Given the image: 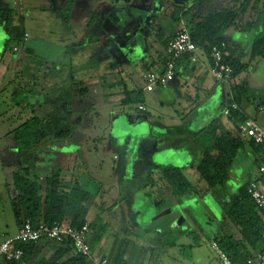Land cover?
Wrapping results in <instances>:
<instances>
[{"label": "crops", "instance_id": "0c3cea01", "mask_svg": "<svg viewBox=\"0 0 264 264\" xmlns=\"http://www.w3.org/2000/svg\"><path fill=\"white\" fill-rule=\"evenodd\" d=\"M19 1L20 8L28 4L29 8L38 10L44 23L39 26L40 36L34 35L36 30L29 33L31 26L27 24L26 27L30 28H23L22 44L16 47L22 48V54H25L26 58L29 54L25 52V48L29 49V56L35 55L32 42L39 41L56 50L55 57L50 59L45 56L41 59L46 65L41 86L58 90L62 89V85L65 86L63 94L66 95L67 107L71 110V117L66 125L72 126V132L71 140L54 142L58 144H56L57 149H52V152H41L38 156L19 152L12 130L19 125L21 119L13 118L16 119L13 122V128L6 130L0 139V141H6L0 151V169L7 175L4 204L6 207L8 205V211H12L11 200L14 196L13 173L22 166H28L32 174L33 166L54 169V165L62 163L55 159L64 161L74 156L81 146V141L89 142L98 137L96 128L99 122V110H111L108 119L111 129H115V122H120L121 127L123 126L130 136H127L129 144L132 135L146 125L147 120L141 115L146 111V107L144 103L124 105L122 100L127 92L139 95L146 93L148 97L156 99L157 109L168 108L175 113V121L169 119V122L175 126L173 128L175 134H180L178 128L181 129L182 137L166 144L165 141L163 143L159 141L156 143V152L151 157L148 154L140 156L144 166L151 168V174H156V182L153 180L150 182V189L153 188V191H149V187L145 188L143 183L138 181L140 178L134 175L130 177L135 182L134 186L127 191L125 187L121 190L120 187L113 188V195L105 196L107 189L100 187L101 197L100 194H92L85 223L89 227L88 239L93 256H106L112 264H161V260L170 255L171 260L177 262L183 247L194 245L188 240L191 237L198 238L202 233L208 236V245L210 239L218 235H230L234 240H242L239 229L226 218L224 204L229 203L230 194H238L239 189L250 180L246 181L247 176H244L242 170L238 179L232 169L229 173L227 188L234 192L225 193V198L221 201L214 198L208 185L196 171L202 154L194 150L192 138V134L206 127L211 121L218 126V133L236 137L235 126L222 115L226 105L224 97L227 83L217 82L210 76L207 55L199 49L196 52L199 61L191 64L188 57H183L178 64L174 80L166 87L156 88L152 92L144 89V73L149 69L159 70L162 67L166 48L165 40L173 37L179 30L175 19L176 10H180L178 16L182 21L181 16L190 8L192 0H72L71 21L60 19L58 13L67 0H46V4L40 5L35 2L36 0ZM225 1L203 0L198 9L207 13L213 8L221 7ZM31 13L32 10L29 9L27 14L31 16ZM261 32L259 15L254 11L245 14L237 27L225 32L224 36L229 44L225 58H238L242 64L247 65V68L232 80H239L241 75H247L249 83L259 80L264 88V58L250 56L252 44ZM2 43L0 41V46ZM19 55L11 51L0 57L1 126L6 125L5 121L10 120V116L6 114L10 107L16 108L17 103L29 101L22 86L35 83L32 80L35 77H32L31 73L25 74L24 68L12 70L13 63L18 62L17 65H19ZM29 60L31 62L32 57H29L26 62ZM187 75L189 79L185 78ZM51 93H54V90ZM256 95L260 96L259 93ZM230 97H233L232 91H230ZM140 104L144 106V110H138L137 106ZM129 108L136 112L138 118L136 121H132L129 117ZM241 108L247 117L254 118L248 107L242 104ZM88 112H93V118L92 116L87 118ZM151 131L158 136L168 134L165 126H156V130L151 127ZM245 144L249 146V142L245 141ZM250 148L253 154L247 153L246 156L249 161L256 162L257 155L254 149ZM32 158H36L35 163ZM27 159H31V162ZM74 166L61 164L60 167L68 171V174L62 173L60 179L64 185L82 186L81 178L75 175ZM167 168L181 170L193 186L192 191L176 198L163 178ZM117 190L121 192L118 193ZM2 201L0 200V208ZM112 206L129 207L134 214V221L138 222L143 229H150L155 224L156 227L153 228L156 230L152 232L156 242L148 240L130 255L115 254L108 248L109 235L104 233L103 226L99 229H91L101 215ZM14 222V224L10 222L0 226V240L17 232L19 225L16 220ZM243 244L245 249L241 252L248 255L244 259L247 264L259 252L260 247L255 249L248 243ZM57 248L58 246L50 245L47 241H40L33 246L29 262L39 264L47 261L55 255ZM144 249L147 250L142 259ZM74 255L75 253L71 250L62 260ZM217 258L205 256L203 252H196L194 262L190 261L188 264H220ZM178 261L181 262L180 259Z\"/></svg>", "mask_w": 264, "mask_h": 264}, {"label": "trees", "instance_id": "16d2710c", "mask_svg": "<svg viewBox=\"0 0 264 264\" xmlns=\"http://www.w3.org/2000/svg\"><path fill=\"white\" fill-rule=\"evenodd\" d=\"M202 1L200 0L197 5L187 9L181 16L182 19H185V28L189 32L192 42L199 49L208 56L213 46H217L221 42L227 43L225 32L239 25L240 16L243 17L249 11H254L259 15L262 32L255 38L250 56L251 58H264V0H226L221 7L213 8L207 13L197 9ZM179 11V9L176 10L175 17L178 29L181 28ZM0 26L5 31L1 47L12 51L16 46L22 44L23 30L13 25L11 12L0 13ZM171 38L165 40L166 46ZM25 52L30 55L29 49L25 48ZM225 60L234 68H232L233 74L241 73L247 68V65L242 64L238 58H225ZM22 88L26 91L29 101L17 103L15 115L12 116V118L21 119L19 125L12 130L18 151L36 154L40 143L45 142L49 137L54 139L53 143L59 140H71L72 126L66 125L71 117L66 95L60 93L51 99L42 93L35 92L30 95L27 87L22 86ZM231 91L232 99L241 108L243 97L245 93L249 94L250 90L235 86ZM138 103H142L140 95L129 92L122 100L124 105ZM246 117L244 113L240 120ZM192 138L194 150L202 154L196 171L213 195H216L215 198L221 201L227 193L226 183L234 162L238 156L244 154L245 141L237 135L232 137L229 134L218 133V126L214 121L192 134ZM249 147H252L255 154L258 155L259 150L252 143H249ZM33 168V174L28 166H22L13 173L14 196L11 200V208L16 223L20 226L24 219H29L32 225L59 223L65 228L81 227L85 223L92 193L83 185H64L60 179L62 174L60 169H50L48 173L41 175L37 172L36 167L33 166ZM163 178L176 198L186 195L193 189L191 183L179 169L167 168ZM246 188L247 184L239 189L238 194H230L229 203L224 204L225 216L239 229L242 240H234L230 235L214 237L221 250L226 252L233 264H245L244 259L248 255L241 252L245 249L244 242L257 249L260 247L261 238L264 235V220H262V216ZM47 242L50 245L58 246V248L51 259L39 264L55 262L59 264H90L88 258L79 254L62 260L72 250L69 242H66L65 246L53 241ZM34 245V243H30L20 246L24 251V262H29V255Z\"/></svg>", "mask_w": 264, "mask_h": 264}, {"label": "rangeland", "instance_id": "374dc122", "mask_svg": "<svg viewBox=\"0 0 264 264\" xmlns=\"http://www.w3.org/2000/svg\"><path fill=\"white\" fill-rule=\"evenodd\" d=\"M16 1L13 2V0H0V13H6L7 11L11 12V17L13 20V25L15 27H18L23 30V28H28L26 25H30L31 28L29 29V33L34 32L35 36H40L39 26L40 24L44 23L42 21V16L35 11L34 8H29L28 4L27 6H23L20 8V12H17L16 9ZM200 0H192L190 7H193L198 4ZM205 1V0H204ZM36 3L38 5L40 4H46V0H36ZM20 3V1H19ZM31 3V2H30ZM205 3V2H204ZM199 7H197L198 9ZM31 9L32 13L31 16H29L28 10ZM60 19L63 20H70L73 17V11H72V0H67L66 4L61 7L60 11L58 12ZM21 14V16H20ZM31 17V18H30ZM243 17H239V21ZM181 27L185 26L184 19L180 21ZM34 28V29H33ZM5 31L0 26V36L4 38ZM0 38V41L3 42V38ZM34 43L33 49L35 51V55L33 56H27L25 54H22V48L16 47L15 51L19 55V65L17 63H13L12 70H22L25 74L31 73L32 80L38 84H32L27 85V89H29V94L33 95V93H42L44 96L48 95L51 99H54L55 95H59L60 93L63 94V91L66 89L64 85H62V89L59 88L52 89V88H43L41 86L42 81V75L46 71V65L42 62V57L48 56L50 59L52 57L56 56V50L51 49L50 47L45 46V44L37 41L32 42ZM30 44V42H29ZM227 46H229L228 43H226ZM11 52L8 49H4L0 46V57L6 53ZM29 57H32V61L26 62ZM26 62V63H25ZM16 64V65H15ZM231 66V65H230ZM16 67V68H15ZM233 68V67H232ZM27 69V70H26ZM234 69V68H233ZM240 73L234 74V77L238 76ZM30 82L29 80H27ZM26 81V82H27ZM237 82V83H236ZM235 86H241L243 88L249 89L250 93L246 94L243 97V104L248 107L251 110V113L254 116L255 121L261 126L264 127V88L260 85V81H252V83H249V79L247 75H241L239 77V80H232L229 84H226V96L224 97V104L227 103V99L230 98V91ZM41 90V91H40ZM54 90V93H51V91ZM256 93H259L260 96H257ZM140 99L142 103H144L146 107V111L142 112L141 115L144 116L147 120L146 125L144 127L139 128L134 135L131 137V142L128 144L127 136L129 135L126 133L125 128L123 126L121 127L120 122H115V129H111V125L109 123V116L111 113V110H99L98 111V127L97 134L99 133L98 137L95 138V140H91L89 142H83L81 141V146L78 149L77 153L67 158L66 160L62 161L61 159L56 160L57 162H62L61 164L63 166L70 165L75 167V175H78L82 180V185L92 194L97 195L101 197L102 193H99L100 187L105 190L106 194L105 196H111L113 195L112 189L114 188H121L125 187V190L131 189L134 186V180H132L130 177H133L136 175V178H140L138 181L142 182L144 187H149V191H153L150 189V182L153 180L155 181L156 174H151V168H148L147 166H144L143 160L140 156L149 155V157L152 156L153 153L156 152V143H160L165 141L166 144L169 142H172V140H175L176 138H181V129L178 128L180 134L174 133V127L169 122L170 120L175 119V113L168 108H164L163 110L157 109L156 107V99L148 97L146 93L140 94ZM261 99V100H260ZM261 108H260V107ZM7 110V109H6ZM15 108L10 107L9 110L6 111V114L10 116V120L5 121L6 125L1 126L0 125V139L2 138V134L8 130L13 128V122L16 119H13L12 116L15 115ZM2 112V110H0ZM129 117L132 121H136L137 114L133 111L132 108L128 109ZM0 112V113H1ZM140 115V116H141ZM90 116H94L93 112L87 113V118ZM168 117V119H167ZM170 119V120H169ZM175 121V120H174ZM8 122V123H6ZM137 122H139L137 120ZM10 125L8 126V124ZM134 123V122H133ZM157 127L165 126L168 129L167 135H161L158 136L154 134V132L151 131V127L156 130ZM179 127V126H177ZM96 134V135H97ZM130 137V136H128ZM54 141L53 138L49 137V139H46L45 142H41L38 146V150L36 152V156H38L41 152H52V149H57L56 144L58 143H52ZM6 143L5 140L0 141V151H2L3 145ZM128 144V146H127ZM149 152V153H148ZM253 154L252 149L249 146H245L244 148V154L237 157V159L234 162L233 166V173L237 176V178H240V172L241 170L244 173V176H247V182L251 178L254 177V179L257 177V163L254 161H249L246 154ZM139 155V157H138ZM27 161L31 162V159H27ZM32 161L35 163L36 158H32ZM39 160L37 159V162ZM54 161V162H55ZM154 162V161H153ZM70 163V164H68ZM60 163L54 165V169H62V173L67 175L68 171L63 169ZM154 167V165H153ZM156 167V166H155ZM135 168V170L133 169ZM37 172L41 175H45L49 172L48 167H42L37 168ZM79 171V172H78ZM155 173V172H154ZM145 174V175H144ZM154 175V176H153ZM6 174L1 172L0 169V200L2 201V207L0 208V211L2 212L0 214V226H3L4 223H10L14 224L15 217L13 215L12 211H8V205L7 207L4 204V197L6 194L5 190V178ZM253 180V179H252ZM238 182V181H237ZM155 184V183H154ZM230 185V184H229ZM243 185V184H242ZM228 186V182L226 183V191L227 193H232L234 190H230ZM238 189V187H237ZM117 190L118 193L121 191ZM124 190V189H123ZM109 191V193H107ZM216 196V195H215ZM213 197V195H212ZM215 198V197H214ZM211 204V203H208ZM150 205V204H149ZM145 206V205H144ZM143 207V206H142ZM193 207V206H192ZM146 209L148 207H145ZM191 208V207H190ZM197 208V207H196ZM196 208L195 211H196ZM135 220L133 212L129 209V207L123 206H116L107 209L103 215H101V218L97 220L96 223L92 226L91 229H99L100 227L103 228L106 233V235H109L108 238V248L112 249L113 252L119 253V254H125L130 255L135 250H137L138 246H142L145 244L146 241L152 240L153 242H156V237L154 238V233L152 231H155L156 227L155 224L152 225L150 229H143V227ZM97 227V228H96ZM154 229V230H153ZM111 234H110V233ZM208 236L204 233L198 238L191 237L188 242L193 243L194 245L190 246H184L183 249L180 251V254L178 255L181 262L177 260V262H173L171 260L172 256L164 257L163 260H161V264H188L190 261L194 262L195 254L196 252H203L205 256H216V253L210 248L208 245ZM147 249H144L143 256L145 254ZM141 259V257H140ZM218 259V258H217ZM141 261V260H140ZM219 262V260H218Z\"/></svg>", "mask_w": 264, "mask_h": 264}, {"label": "built area", "instance_id": "2783aa9c", "mask_svg": "<svg viewBox=\"0 0 264 264\" xmlns=\"http://www.w3.org/2000/svg\"><path fill=\"white\" fill-rule=\"evenodd\" d=\"M226 49L227 44L221 42L219 45L213 46L207 56L209 60L208 72L215 81L220 83H228L234 77L232 67L225 60ZM198 50L199 48L192 42L187 29L184 26L181 27L168 41L162 67L159 70L149 69L144 73V89L147 92H152L156 88L166 87L174 80L178 64L183 57H188L191 64L199 61L196 54ZM185 78L189 79V76L187 75ZM137 108L138 110H144V106L141 104ZM222 115L235 126L237 136L246 142L252 143L259 150L257 155V177L247 183L246 190L262 219H264V127H261L252 118L246 117L240 120L244 112L232 97L229 100L227 99ZM88 232L87 223L79 228H65L59 223L32 225L29 219H24L14 235L0 240V264H32L23 261L24 251L20 246L30 243L36 244L43 240L53 241L63 246L66 242H69L75 255L79 254L88 258L90 264H112L106 256H93ZM209 246L216 253L220 264H233L226 252L221 250L214 239H210ZM247 264H264V235L261 238L259 252Z\"/></svg>", "mask_w": 264, "mask_h": 264}, {"label": "water", "instance_id": "95a60500", "mask_svg": "<svg viewBox=\"0 0 264 264\" xmlns=\"http://www.w3.org/2000/svg\"><path fill=\"white\" fill-rule=\"evenodd\" d=\"M16 9H17V12H20L19 0L16 1Z\"/></svg>", "mask_w": 264, "mask_h": 264}]
</instances>
